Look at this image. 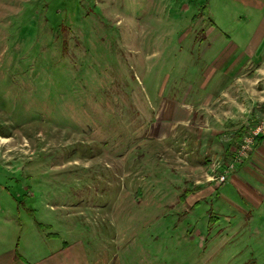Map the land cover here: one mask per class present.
<instances>
[{
    "label": "rangeland",
    "instance_id": "rangeland-1",
    "mask_svg": "<svg viewBox=\"0 0 264 264\" xmlns=\"http://www.w3.org/2000/svg\"><path fill=\"white\" fill-rule=\"evenodd\" d=\"M231 3L0 0V235L29 261L264 264V163L242 175L260 200L229 177L250 155L214 184L264 115V63L186 111L222 60H258L225 40L256 26Z\"/></svg>",
    "mask_w": 264,
    "mask_h": 264
},
{
    "label": "crops",
    "instance_id": "crops-1",
    "mask_svg": "<svg viewBox=\"0 0 264 264\" xmlns=\"http://www.w3.org/2000/svg\"><path fill=\"white\" fill-rule=\"evenodd\" d=\"M232 3V8L234 10V15L239 16V13H237V8L244 9L247 13V17L249 19H256L255 23L256 26L254 29H250L251 33H248L247 31H239L241 33L239 36H235L233 39L231 36L226 35L225 40L229 43L228 45L235 51L239 49H247L248 57H251L253 59H258L257 61H251L250 59H224L222 60L220 66L214 70H211V73L208 75V78L201 84V90L202 92L199 93H192L191 88L186 91V111H193L197 110L194 109L198 105L199 99L198 97L205 96L208 81H216L215 79L217 76H221L220 80L223 81H233L238 79V70L241 68L243 69L245 64H260L264 63V51L262 49L264 48V0H230ZM216 26V25H215ZM222 32V30L220 31ZM246 35V36H245ZM245 36V37H244ZM239 55H245V51H240ZM223 64H227V66L222 67ZM209 66V62L208 65ZM210 67V66H209ZM211 68V67H210ZM219 73H217V70ZM223 69V70H221ZM217 75L215 76V74ZM224 75V76H223ZM237 77V78H236ZM236 78V79H235ZM220 85V84H219ZM225 85L221 84V94H225ZM252 92V91H251ZM248 94V93H246ZM263 101L264 106V97L261 98ZM202 104V103H201ZM238 105L234 106L233 109L229 110L231 112L238 111ZM231 122L234 120L232 117H230ZM234 148V147H233ZM232 149V148H231ZM235 149V148H234ZM254 150L251 152L249 158L246 160L245 166L238 168L236 172L231 174L229 177H231V181L236 185V190L238 192L246 193L247 199L251 200H257L262 199V195L259 196L258 191L256 189H252L251 185L242 177L244 175V171L248 172L250 174H256V166L260 165L259 163H264V138L260 140V142L254 146ZM226 157V156H225ZM227 160H229V157H226ZM225 159V160H226ZM228 162V161H227ZM249 163V164H248ZM242 164V163H241ZM225 162L223 165H217L218 170L220 173H225ZM243 170H242V169ZM226 179L222 182L215 181L214 183L217 187H220L222 183H224L227 180V175L229 173H225ZM260 179H263L262 176L256 175ZM48 224V223H45ZM30 237H34V239L37 241L39 240L40 243H42V237L40 234L36 231H33L30 233ZM24 236V235H23ZM19 238V237H18ZM28 238L26 237L25 242H20L14 238V236H8L7 234L0 235V264H86L87 262H84V260L79 258V255L77 256V253L74 251H71V246L68 245L66 242H62L61 246L54 247L53 252L51 251L50 256L47 259H39L34 260V262L29 261L28 258L25 256V252L28 249V244H26V240ZM75 253V254H74ZM88 264V263H87ZM96 264V262H94Z\"/></svg>",
    "mask_w": 264,
    "mask_h": 264
},
{
    "label": "built area",
    "instance_id": "built-area-1",
    "mask_svg": "<svg viewBox=\"0 0 264 264\" xmlns=\"http://www.w3.org/2000/svg\"><path fill=\"white\" fill-rule=\"evenodd\" d=\"M264 135V115L258 119L257 122L252 124L247 132L246 135L243 136L241 142L238 144L237 149H235V153H233L232 158L230 161L225 165L226 170L232 169L238 164L244 162L246 158L251 154L252 148H254L256 140ZM226 172V171H225ZM225 173H221L218 176L220 182L226 179Z\"/></svg>",
    "mask_w": 264,
    "mask_h": 264
},
{
    "label": "trees",
    "instance_id": "trees-1",
    "mask_svg": "<svg viewBox=\"0 0 264 264\" xmlns=\"http://www.w3.org/2000/svg\"><path fill=\"white\" fill-rule=\"evenodd\" d=\"M264 107V106H263ZM264 109V108H263ZM236 138H237V140H239L240 139V137H239V135H236L235 136ZM264 138V135L263 136H261V137H259L257 140H256V143H255V146L260 142V140L261 139H263ZM231 145H233L232 143H231ZM231 147V146H230ZM236 148V147H235ZM197 203H199V202H195L192 206H195V204H197ZM38 224V226L39 227H44L45 225H43V224H40V223H37Z\"/></svg>",
    "mask_w": 264,
    "mask_h": 264
}]
</instances>
